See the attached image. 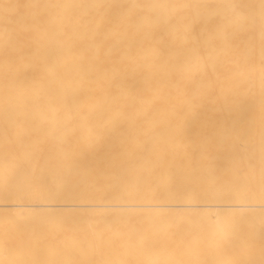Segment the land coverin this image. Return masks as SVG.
I'll use <instances>...</instances> for the list:
<instances>
[{
    "label": "snow or ice",
    "instance_id": "snow-or-ice-1",
    "mask_svg": "<svg viewBox=\"0 0 264 264\" xmlns=\"http://www.w3.org/2000/svg\"><path fill=\"white\" fill-rule=\"evenodd\" d=\"M109 35L126 61L102 54ZM131 182L224 211L128 231L38 211ZM0 198V264H264V0H0Z\"/></svg>",
    "mask_w": 264,
    "mask_h": 264
},
{
    "label": "bare ground",
    "instance_id": "bare-ground-1",
    "mask_svg": "<svg viewBox=\"0 0 264 264\" xmlns=\"http://www.w3.org/2000/svg\"><path fill=\"white\" fill-rule=\"evenodd\" d=\"M16 2V0H13ZM57 2V0H53ZM61 2L71 3H117L125 0H61ZM101 48L104 56H109L113 52L120 51V60H127V53L131 41L127 38L113 39L110 35L101 38L96 42ZM151 75V73L147 74ZM158 79V77H157ZM144 77L137 75L131 78L127 84L129 95L135 92L136 88L143 83ZM162 87V85H161ZM155 120L160 127V135L164 137L168 134L167 120L170 118V109L161 105L155 112ZM255 200L259 201V192L254 196H248L243 189L234 188L228 198V202L238 205L240 203ZM15 202L0 198V221L3 214L12 209ZM35 204H44L40 200H34ZM49 209L65 214L71 227L87 228L96 226L108 221L118 226L124 231L133 230L140 227H148L152 223H158L161 217H174L177 223H187V216L192 212H199V225L207 229L211 220L217 214H223L224 209L217 206L215 200H209L207 204L194 207L182 200L172 199L167 194V189L160 187H149L144 183L131 182L122 187L114 198L104 199L99 193L90 190H79L74 195H64L48 201L44 207L38 211L46 212ZM238 211V209H235ZM258 214V210H257Z\"/></svg>",
    "mask_w": 264,
    "mask_h": 264
}]
</instances>
